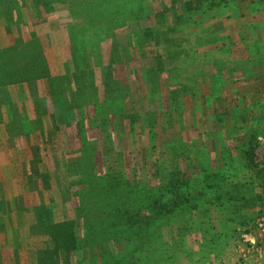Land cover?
<instances>
[{"label": "rangeland", "instance_id": "obj_1", "mask_svg": "<svg viewBox=\"0 0 264 264\" xmlns=\"http://www.w3.org/2000/svg\"><path fill=\"white\" fill-rule=\"evenodd\" d=\"M7 7L0 264H264V0Z\"/></svg>", "mask_w": 264, "mask_h": 264}, {"label": "trees", "instance_id": "obj_2", "mask_svg": "<svg viewBox=\"0 0 264 264\" xmlns=\"http://www.w3.org/2000/svg\"><path fill=\"white\" fill-rule=\"evenodd\" d=\"M13 0H0V15H4V13H6V11H7V9H8V5H10V3L12 2ZM207 1H209V0H207ZM211 1H214V0H211ZM215 4V3H214ZM210 7H214L213 5L212 6H210ZM246 152H248V154H250V158H249V161H248V166H250V168H253V161H254V159H253V156H252V154L250 153V152H252V151H246ZM176 183H175V187H180V185H182L183 184V181L181 180V179H175L174 180ZM208 187V186H207ZM209 188V187H208Z\"/></svg>", "mask_w": 264, "mask_h": 264}]
</instances>
